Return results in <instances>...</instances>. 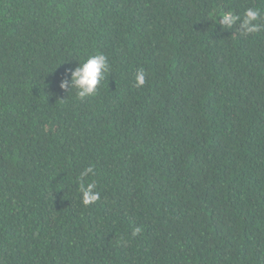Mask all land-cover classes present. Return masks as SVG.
<instances>
[{"label": "trees", "instance_id": "trees-1", "mask_svg": "<svg viewBox=\"0 0 264 264\" xmlns=\"http://www.w3.org/2000/svg\"><path fill=\"white\" fill-rule=\"evenodd\" d=\"M0 264H264V0H0Z\"/></svg>", "mask_w": 264, "mask_h": 264}, {"label": "clouds", "instance_id": "clouds-1", "mask_svg": "<svg viewBox=\"0 0 264 264\" xmlns=\"http://www.w3.org/2000/svg\"><path fill=\"white\" fill-rule=\"evenodd\" d=\"M258 13L254 10H248L246 13V19L244 23L247 24L249 20L256 19ZM237 17L231 13L223 15V19L220 21L224 26H231ZM255 27L249 29V31H255ZM107 71V58L103 54H97L89 56L83 63L77 67L72 75L75 80V84L78 85L83 91H77V95L82 97L85 92L93 93L96 89L97 84L102 79V72ZM138 85L144 84V73L141 70L137 74ZM91 171V168L86 170ZM87 191V190H85ZM139 231V229H137Z\"/></svg>", "mask_w": 264, "mask_h": 264}]
</instances>
